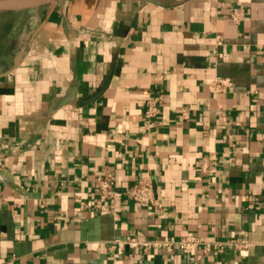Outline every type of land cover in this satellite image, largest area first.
Segmentation results:
<instances>
[{
	"label": "crops",
	"instance_id": "1",
	"mask_svg": "<svg viewBox=\"0 0 264 264\" xmlns=\"http://www.w3.org/2000/svg\"><path fill=\"white\" fill-rule=\"evenodd\" d=\"M107 173L122 195L85 206ZM143 178L158 205L126 193ZM187 236L202 242L115 245ZM11 259L264 264V0L0 8V264Z\"/></svg>",
	"mask_w": 264,
	"mask_h": 264
},
{
	"label": "built area",
	"instance_id": "2",
	"mask_svg": "<svg viewBox=\"0 0 264 264\" xmlns=\"http://www.w3.org/2000/svg\"><path fill=\"white\" fill-rule=\"evenodd\" d=\"M230 84L228 78L213 80V87L221 89ZM161 98L159 96L149 98L146 101L145 117L148 127L154 125V117L160 112ZM96 186L99 190L100 197L93 203L91 200L84 201L83 203L87 207L97 208L101 211H108L113 207V201L122 195V191L116 187V177L113 173H107L103 176H99L96 179ZM135 201L145 205H158L156 195L154 193L153 184L149 178H143L136 184L132 185L126 191ZM115 245L127 244L131 247H143L150 245H159L165 247L168 250H173L175 247L189 248L195 247L202 242V239L193 236H187L180 240L171 239L168 241H162L160 243L141 240L137 237H129L125 240H117ZM233 245L238 248H246L249 242L245 239L236 238L231 241ZM8 264H18L15 259L8 261Z\"/></svg>",
	"mask_w": 264,
	"mask_h": 264
},
{
	"label": "water",
	"instance_id": "3",
	"mask_svg": "<svg viewBox=\"0 0 264 264\" xmlns=\"http://www.w3.org/2000/svg\"><path fill=\"white\" fill-rule=\"evenodd\" d=\"M43 0H0V8L23 9L38 5Z\"/></svg>",
	"mask_w": 264,
	"mask_h": 264
}]
</instances>
